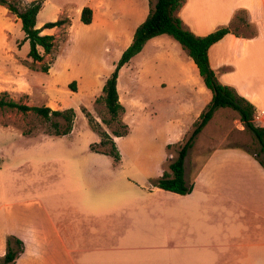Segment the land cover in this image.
I'll list each match as a JSON object with an SVG mask.
<instances>
[{
  "label": "crops",
  "instance_id": "crops-1",
  "mask_svg": "<svg viewBox=\"0 0 264 264\" xmlns=\"http://www.w3.org/2000/svg\"><path fill=\"white\" fill-rule=\"evenodd\" d=\"M155 2L98 0L89 7L91 23L83 25L107 31L125 28L132 20L134 34ZM176 15L198 36L230 27L237 17L254 28L250 38L228 34L210 48L209 60L218 80L247 99L257 118L264 117V0H184ZM165 36L149 40L140 53L147 47L161 49L155 40ZM178 46L171 45L182 55L172 60L173 90L165 91L164 80H158L159 85L151 82L144 91L145 101L156 105L152 113L162 118L166 149L186 138L212 97L195 64ZM221 110L198 133L185 158L184 181L192 185L191 193L179 195L152 186L151 181L167 169L164 155L135 200L106 199L98 191L86 196L84 190H76L55 194L60 202L48 205L38 200L22 203L35 204L37 217L13 229L0 227V257L6 251V238L14 236L23 242L15 264H264L263 169L243 147H220L201 138ZM112 138L118 148L123 137ZM196 147L206 149L190 165L188 155ZM121 160L120 155L117 164Z\"/></svg>",
  "mask_w": 264,
  "mask_h": 264
},
{
  "label": "rangeland",
  "instance_id": "rangeland-1",
  "mask_svg": "<svg viewBox=\"0 0 264 264\" xmlns=\"http://www.w3.org/2000/svg\"><path fill=\"white\" fill-rule=\"evenodd\" d=\"M32 1L36 0H22L23 3ZM89 1L43 0L35 20L37 29L66 17L70 25L59 30H43L42 35L55 37V49L50 55H42L43 60L37 63L27 56L30 43L24 41L21 22L0 6V93L5 92L9 99L28 106L72 109L75 113L71 134L51 138L44 136L49 125L33 113L24 115L0 109V227L13 229L27 224L29 219L37 217V207L22 203L60 202L55 197L58 193L66 195L84 190L87 196L98 191L106 199L129 197L135 200L142 195L141 188L147 185L148 175H154L162 157L167 155L168 162L164 166L167 168L192 130L189 129L187 138L180 143L163 148L162 118L152 113L156 105H149L144 99V91L151 87V82L155 85L158 80H164L165 91H172L175 86L171 81L172 60L182 55L171 47L172 44L178 46L177 43L165 36L155 40L161 49L147 47L119 71L117 92L124 109L121 121L129 126L128 134L118 146L121 165L110 156L90 150L93 143L100 142V136L91 130L83 110L102 131L110 134L112 129L119 130L114 124L107 127L101 122L102 118H109L101 91L105 79L132 41L133 21L127 22L125 28L87 29L80 22L81 11L96 5L98 0ZM239 16L245 18V15ZM241 17H237L231 28L237 35L250 38L255 30L239 21ZM120 30L127 32L119 33ZM38 51L43 54L40 48ZM47 65L48 73L39 71ZM71 83L75 90L69 86ZM146 84L149 86L145 87ZM261 120L262 117L256 115L254 124L261 126ZM245 129L236 112L222 109L201 138L213 140L220 147H243L263 160L264 152L259 143ZM24 132L31 134L27 136ZM205 149L196 147L190 151V165L195 163L196 154ZM193 169L191 166L190 172Z\"/></svg>",
  "mask_w": 264,
  "mask_h": 264
},
{
  "label": "trees",
  "instance_id": "trees-1",
  "mask_svg": "<svg viewBox=\"0 0 264 264\" xmlns=\"http://www.w3.org/2000/svg\"><path fill=\"white\" fill-rule=\"evenodd\" d=\"M42 2L43 0H36L30 3H23L22 0H0V6L7 9L21 22V29L25 37L24 41H29L30 43V51L27 56L34 63L41 62L43 60L42 55H50L55 49V37L42 35V31L45 29L66 28L70 25L69 18L66 17L56 22L46 23L41 29H37L35 20L41 10ZM183 3L184 0H156L151 5L145 21L135 30L131 44L124 50L114 71L105 81L101 91V99L109 118H102L101 122L107 127L114 124L119 127V130L112 129L110 134L102 131L101 128H98L99 124H94L90 114L84 110L82 111L91 130L97 132L100 136V142L93 143L90 146V150L93 153L110 156L115 162H119L120 154L112 136L124 137L128 134L129 127L121 121L124 109L120 104L117 92L119 71L129 63V60L141 52L149 40L161 35H167L175 40L193 61L205 87L212 95L209 104L194 122L190 135L188 138L186 137L187 139L185 138L186 141L180 147L176 159L170 162L161 177L151 181L154 188L179 195H187L192 191V185H187L184 181V161L198 133L205 128L216 110L227 108L236 112L241 125L254 136L260 145L261 152H264V127L254 124L255 107L247 99L239 95L234 88L221 83L210 65V48L228 34L238 35L232 30L231 26H221L205 36L194 34L183 26L181 19L176 15ZM91 19V9L88 7L83 8L80 22L88 25L91 23ZM239 21L245 23L243 20ZM17 46H19V43H17ZM38 48L43 51V54H40ZM49 69L47 65L40 67L39 71L48 73ZM69 86L75 90L74 83ZM0 109L15 110L24 115L33 113L49 125L48 130L44 134L51 137H64L73 130L75 113L72 109L53 110L46 106H28L9 99L5 92L0 93ZM24 134L28 136L31 132H24ZM248 153L252 154L251 152ZM255 159L260 163L264 171V159L261 160L256 156ZM5 245L6 251L0 257V264H15L19 255L23 252V242L14 236H8Z\"/></svg>",
  "mask_w": 264,
  "mask_h": 264
},
{
  "label": "built area",
  "instance_id": "built-area-1",
  "mask_svg": "<svg viewBox=\"0 0 264 264\" xmlns=\"http://www.w3.org/2000/svg\"><path fill=\"white\" fill-rule=\"evenodd\" d=\"M261 123L262 124H260L261 125L260 127H264V117H262Z\"/></svg>",
  "mask_w": 264,
  "mask_h": 264
}]
</instances>
